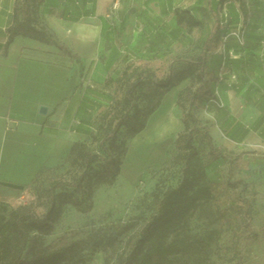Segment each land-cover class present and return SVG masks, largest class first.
<instances>
[{
	"label": "crops",
	"instance_id": "0c3cea01",
	"mask_svg": "<svg viewBox=\"0 0 264 264\" xmlns=\"http://www.w3.org/2000/svg\"><path fill=\"white\" fill-rule=\"evenodd\" d=\"M16 3L0 0V196H12L18 190L12 187L29 190L61 174L72 147L91 143L94 113L104 97L99 92L112 77L113 59L135 48L148 25L161 26L166 17L175 25L174 10L180 8L176 0H120L117 8L115 0H43L32 6L35 27L49 42L21 35L8 43L9 28L18 18ZM248 42L261 46L256 59L264 61V22L252 23ZM260 69L264 76V67ZM243 86L221 88L212 137L228 152L245 151L252 157L262 152L261 160L248 165L244 179L257 183L260 194L255 198L264 201V87L258 84L250 93ZM41 107L47 114H41Z\"/></svg>",
	"mask_w": 264,
	"mask_h": 264
},
{
	"label": "trees",
	"instance_id": "16d2710c",
	"mask_svg": "<svg viewBox=\"0 0 264 264\" xmlns=\"http://www.w3.org/2000/svg\"><path fill=\"white\" fill-rule=\"evenodd\" d=\"M42 1L17 0L18 18L9 28L8 43L21 35L49 42L46 33L35 27V10L32 4ZM222 1H231L226 19L223 13L219 19L210 7L201 9L202 18L196 17L190 9L176 8L175 30H170L165 24L157 28L152 24L146 27L139 44L148 50L152 58L158 59L166 55V49L170 46L169 34L178 39L183 34V29H187L190 34L197 28H203L211 17L215 19L207 39L202 44L201 53L172 65L166 78L159 80L151 70L129 65L120 76L107 80L106 84L114 83L124 91L123 98L102 115L99 124L91 133V143H77L72 147L70 169L66 174L69 180L53 181L46 191L51 200L49 210L38 216L28 206L22 205L12 210L8 219L0 215V264L65 263L69 251L73 249L49 253L40 240L53 233L54 224L61 216L56 193L66 191V204L78 210L89 211L91 206L87 209L84 206L92 198L94 191L101 186L113 184L121 173L128 151L127 142L120 141L121 130L127 129L131 139L143 132L169 92L186 81H189V85L178 93L176 101V107L182 113L183 126L177 137L176 147L181 151L180 156L185 163L184 177L176 188L166 191L158 201L156 215L141 229L135 251L126 264H170L172 257L194 248V243L201 241L187 233V218L203 201L212 198L213 190L210 186L200 184V180L207 176V167L202 164L195 141L198 138L206 140L213 156L222 155L224 150L215 146L208 130L201 128L193 108L197 101L200 107L216 101L219 75L225 67L240 69L243 84L249 82L247 73L255 68L256 53L261 46L248 42V34L244 35V45L232 38L226 43L223 54L217 53L222 37L229 38L231 35L230 19L234 18L237 24L241 21L244 30L250 23L264 22L263 1ZM221 26L226 30L222 31ZM194 46L191 51L200 48V44ZM59 48L67 51L62 46ZM231 50L238 57H231ZM208 52L211 53L210 57ZM216 110L218 113L221 108L217 107ZM95 144L98 148L91 149ZM219 212L225 216L223 211ZM248 220L251 218L248 217ZM248 230L244 238L251 240L258 237L249 225ZM242 260L241 250H236L234 264H242Z\"/></svg>",
	"mask_w": 264,
	"mask_h": 264
},
{
	"label": "rangeland",
	"instance_id": "374dc122",
	"mask_svg": "<svg viewBox=\"0 0 264 264\" xmlns=\"http://www.w3.org/2000/svg\"><path fill=\"white\" fill-rule=\"evenodd\" d=\"M121 1L141 2V0ZM176 4L183 10L190 9L198 18H202L201 9L210 7L221 19L226 3L222 0H176ZM164 20L170 30L176 29L175 25H169L170 17ZM240 22L237 24L234 18L230 19L231 35L227 42L232 38L236 39L233 33L239 30L243 35L249 33L252 23L244 30ZM155 23L159 26L157 22ZM214 23L215 19L211 17L203 28H197L190 34L187 29H183V34L178 39L169 34L170 46L166 49V55L158 59L152 58L148 50L137 43L132 50H126L124 57L113 59L112 78L120 76L129 65L149 69L159 80L166 78L172 65L201 53L202 44L207 39ZM221 27L222 31L226 30L224 26ZM141 28L142 26H139L138 30ZM132 29L134 30V27ZM224 38L222 37L219 43L217 51L219 55L223 54ZM129 44L130 47L134 45L131 42ZM197 44H200V48L191 51ZM208 55L210 57L211 53L208 52ZM235 56L238 55L235 54ZM263 63L264 61L259 59L255 68L247 73L251 82L247 83L246 92H255L258 84L264 87V76L260 75L262 71L260 68L264 67ZM232 75H236L237 79L233 80ZM219 77L220 83L216 87L219 93L224 87L226 89L244 87L243 74L240 69L225 67ZM188 85L189 81L186 84L182 83L179 86L181 88L179 92ZM99 93H102L104 97L102 106L98 107L94 113L95 128L108 108L114 107L124 95V91L114 83L106 84ZM261 98L263 105L264 94ZM216 108V104L211 101L206 107H200L197 101L193 108L195 115L199 118L201 128L208 130L211 135L215 134L218 126L217 121L212 117V114L217 111ZM173 112L181 122L182 113L176 105L173 106ZM179 122V129L166 146V160L159 168L151 167L149 173L142 176L138 182L125 177L121 169L120 175L113 184L101 186L94 191L92 198L84 206V209L91 206L89 211L78 210L66 204L67 192L58 191L56 193L57 206L61 210V216L54 224L53 233L40 239L43 247L49 253L73 249L69 251L68 260L63 264H126L135 251V244L141 229L156 215L158 201L166 191L176 188L184 177L185 163L180 156L181 151L176 147L177 137L183 130ZM119 137L120 141L127 142L128 155L136 137L131 139L127 129L121 130ZM214 144L218 147L216 142ZM195 146L202 164L207 167V176L200 180V184L210 186L213 196L203 201L187 218V233L192 238H198L201 241L194 243V248L172 257L170 264H234L236 250L242 252V264H264V201L258 200V197L255 198L257 194H260L255 187L257 183L252 184L244 179L246 168L250 163L261 160L262 152L253 153L252 157L248 155L252 153L245 151L228 152L224 150L222 155L213 156L209 152L208 142L200 138L196 139ZM97 148V144L91 147L94 150ZM69 169L70 164L68 163L63 173L46 178L29 190H13L12 196H0V215L8 219L12 210L23 205L28 206L38 216H42L51 206V200L46 193L47 189L53 181L69 180V176L66 175ZM219 211H223L225 216H222ZM248 217L251 220H248ZM248 225L258 234L257 238L251 240L244 238L249 232Z\"/></svg>",
	"mask_w": 264,
	"mask_h": 264
},
{
	"label": "bare ground",
	"instance_id": "6f19581e",
	"mask_svg": "<svg viewBox=\"0 0 264 264\" xmlns=\"http://www.w3.org/2000/svg\"><path fill=\"white\" fill-rule=\"evenodd\" d=\"M188 83V81L183 84ZM181 88H173L162 109L150 118L146 129L136 136L122 165V174L138 182L151 167L159 168L166 160L165 149L179 129L178 118L173 112L175 97Z\"/></svg>",
	"mask_w": 264,
	"mask_h": 264
},
{
	"label": "built area",
	"instance_id": "2783aa9c",
	"mask_svg": "<svg viewBox=\"0 0 264 264\" xmlns=\"http://www.w3.org/2000/svg\"><path fill=\"white\" fill-rule=\"evenodd\" d=\"M119 1L120 0L116 1L115 8H117V5H118ZM229 4L230 3H226L225 4V7H224L223 12H222L225 19L228 17V9H227V7H228ZM233 34L236 36V39L239 41L240 45H244L245 44L244 35L241 34L240 30L237 33H233ZM227 39H228V37L224 38V43H223V47H222L223 48V52L225 51V46H226V43H227ZM229 54H230L231 57H233L234 56L233 50H231ZM229 74L231 75V72H229ZM231 78L233 80L237 79L236 75H232ZM88 86H90L92 88L94 87L90 82H89ZM218 95H219V91L216 90V96H218Z\"/></svg>",
	"mask_w": 264,
	"mask_h": 264
},
{
	"label": "water",
	"instance_id": "95a60500",
	"mask_svg": "<svg viewBox=\"0 0 264 264\" xmlns=\"http://www.w3.org/2000/svg\"><path fill=\"white\" fill-rule=\"evenodd\" d=\"M40 112H41V114H47L48 109L46 107H41ZM12 188H15V189H18V190H23L24 189V187H21V186H15V187H12Z\"/></svg>",
	"mask_w": 264,
	"mask_h": 264
}]
</instances>
